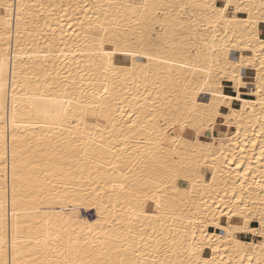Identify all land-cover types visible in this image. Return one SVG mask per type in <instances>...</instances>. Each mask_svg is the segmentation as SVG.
Segmentation results:
<instances>
[{
	"label": "bare ground",
	"instance_id": "1",
	"mask_svg": "<svg viewBox=\"0 0 264 264\" xmlns=\"http://www.w3.org/2000/svg\"><path fill=\"white\" fill-rule=\"evenodd\" d=\"M5 2L0 264H264V0Z\"/></svg>",
	"mask_w": 264,
	"mask_h": 264
},
{
	"label": "snow or ice",
	"instance_id": "2",
	"mask_svg": "<svg viewBox=\"0 0 264 264\" xmlns=\"http://www.w3.org/2000/svg\"><path fill=\"white\" fill-rule=\"evenodd\" d=\"M23 6L21 5L19 8L16 9L17 13L19 12V10L22 8ZM227 7V6H225ZM13 8L12 4L9 3H0V9L3 10L4 12V16H3V21L5 23V25H7L8 21L11 19V16L9 15V10H11ZM224 9H221V13H223ZM19 15L17 14L16 19L19 20ZM261 48L264 49V42H261ZM142 53H136V52H131L129 53V55H132L133 57L136 55H141ZM105 55L109 56L111 54L106 53ZM149 59H152V57H148ZM109 64H111V60H109ZM105 92H107V88H105ZM123 187V186H121ZM260 224H261V234H264V215L261 216L260 218ZM236 231H250V229L248 228V221L247 219L244 221V224L242 227H237L235 229ZM81 264H83V262H81Z\"/></svg>",
	"mask_w": 264,
	"mask_h": 264
},
{
	"label": "rangeland",
	"instance_id": "3",
	"mask_svg": "<svg viewBox=\"0 0 264 264\" xmlns=\"http://www.w3.org/2000/svg\"><path fill=\"white\" fill-rule=\"evenodd\" d=\"M179 183H180L182 186H187V185H188V182H187L186 180H184V179H180V180H179ZM89 215L92 216V217H94V216H95V212L92 211V212L89 213ZM254 224H259V222L256 220V221L254 222Z\"/></svg>",
	"mask_w": 264,
	"mask_h": 264
}]
</instances>
